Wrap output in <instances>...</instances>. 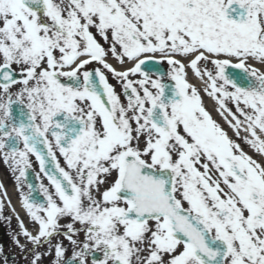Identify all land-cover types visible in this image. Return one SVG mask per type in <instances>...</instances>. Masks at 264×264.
<instances>
[{"label": "snow or ice", "instance_id": "1", "mask_svg": "<svg viewBox=\"0 0 264 264\" xmlns=\"http://www.w3.org/2000/svg\"><path fill=\"white\" fill-rule=\"evenodd\" d=\"M201 92L264 155V0H0V160L30 264H264V164Z\"/></svg>", "mask_w": 264, "mask_h": 264}, {"label": "flooded vegetation", "instance_id": "2", "mask_svg": "<svg viewBox=\"0 0 264 264\" xmlns=\"http://www.w3.org/2000/svg\"><path fill=\"white\" fill-rule=\"evenodd\" d=\"M97 38L100 39L99 37ZM100 42L104 43L103 40H100ZM109 62L113 63V66L117 68L121 67L118 64V62L115 60V58L109 57ZM95 66H98V65L93 64V67ZM158 67L161 72H167L169 68L166 62L160 64ZM209 67H211V65H209ZM133 78H138V77H133ZM189 80L190 82L196 84L197 87L199 88L203 87V82L200 81L197 77H195L191 73V70H189ZM110 82L116 85V89L118 92L121 91L120 86L116 84V82L112 80L111 77H110ZM201 96L203 98V102H205L204 100L206 99L207 95L201 92ZM228 106L232 107L234 110V106L230 102ZM228 135L230 138L240 143L245 153L252 156L258 162L264 164V155L258 154L255 151V149H253L248 144L244 143L243 137L245 136V133L243 131L240 132V138H237L234 130L230 127V134ZM33 168H34V171L33 170L29 171L27 183H32L33 185H37L38 181L36 180L34 172L39 171V168L34 158H33ZM0 182L3 183L4 189L7 191V198L4 201V209H3L2 215L5 218L11 217L10 222L7 219L0 220V246H2V249H3V251L0 252V264H5V258H7V264H30L31 252L21 251V249L17 247V245L13 241V235H15L16 233H19L20 231L18 227V222H17V214L19 215L21 219H23L25 226L29 229V231H32L33 234H35L36 232V227L35 225H33L30 218L28 217L26 210L22 207L20 193L17 189L14 176L10 173L8 167L3 163L2 160H0ZM44 182L45 184H47L46 180ZM23 191L24 192L28 191L27 184H25ZM33 196L37 200L42 199V196L38 192H34ZM8 200L11 201V204L8 203ZM77 227H79V225H77ZM79 238L83 239V234H81ZM19 240H20V243L26 245L27 248H33V245L28 243V241L23 236H19ZM58 240L63 241L65 246L68 247V256L70 257L71 246L68 244L66 240H64L63 236L53 237V244H55ZM46 249H47V245H44L37 250L44 252L46 251ZM53 259H54L53 254L45 255L42 258V264H50V262Z\"/></svg>", "mask_w": 264, "mask_h": 264}, {"label": "bare ground", "instance_id": "3", "mask_svg": "<svg viewBox=\"0 0 264 264\" xmlns=\"http://www.w3.org/2000/svg\"><path fill=\"white\" fill-rule=\"evenodd\" d=\"M207 103L210 105V109L217 115L216 109H217V103L216 101L212 98V97H207ZM218 116V115H217ZM220 122H222L224 125L228 126V123L225 121V119L222 117L220 118V116H218ZM229 119H231L229 117Z\"/></svg>", "mask_w": 264, "mask_h": 264}, {"label": "rangeland", "instance_id": "4", "mask_svg": "<svg viewBox=\"0 0 264 264\" xmlns=\"http://www.w3.org/2000/svg\"><path fill=\"white\" fill-rule=\"evenodd\" d=\"M212 117H213V119H215L213 115H212Z\"/></svg>", "mask_w": 264, "mask_h": 264}]
</instances>
